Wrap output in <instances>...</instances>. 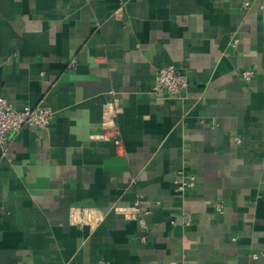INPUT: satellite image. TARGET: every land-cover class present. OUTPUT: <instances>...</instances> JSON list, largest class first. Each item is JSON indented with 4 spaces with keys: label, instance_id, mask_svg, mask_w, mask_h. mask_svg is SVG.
<instances>
[{
    "label": "crops",
    "instance_id": "0c3cea01",
    "mask_svg": "<svg viewBox=\"0 0 264 264\" xmlns=\"http://www.w3.org/2000/svg\"><path fill=\"white\" fill-rule=\"evenodd\" d=\"M0 96L52 111L0 151V264H264V0H0Z\"/></svg>",
    "mask_w": 264,
    "mask_h": 264
},
{
    "label": "built area",
    "instance_id": "2783aa9c",
    "mask_svg": "<svg viewBox=\"0 0 264 264\" xmlns=\"http://www.w3.org/2000/svg\"><path fill=\"white\" fill-rule=\"evenodd\" d=\"M244 9L250 7V3H242ZM238 39H232V45H237ZM73 66V62L69 63V67ZM252 70H244L240 73L241 79L245 82H249L253 78ZM189 85L186 75L180 74L173 65H166L158 69L154 83L150 89V93L155 96H169L177 97L183 90L187 89ZM113 97V92L109 93ZM121 111V107L117 98H112L108 101L103 109V121L101 123L102 132L98 137L102 140L111 141L116 148H120L122 144L119 128L116 124L115 118ZM52 111L42 105H36L34 107L24 106L20 110H16L8 103L6 99L0 96V151H2L11 135L17 133L23 128H33L37 130H47L51 124ZM234 141L239 143V139L235 138ZM194 184V178L190 177L188 181L175 184V191L182 192L185 189H189ZM216 210L220 212V208ZM138 207V201L127 210L125 217L136 221L138 227L142 230H146L144 215ZM71 221L78 224L79 227L91 226L95 227L101 220V217L97 211L88 208H75L71 210ZM184 225H191L190 215L188 212L182 215Z\"/></svg>",
    "mask_w": 264,
    "mask_h": 264
}]
</instances>
